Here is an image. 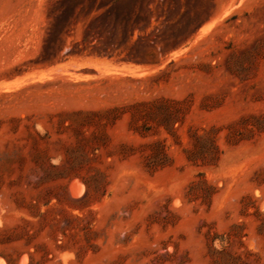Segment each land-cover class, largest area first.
<instances>
[{
	"label": "rangeland",
	"instance_id": "obj_1",
	"mask_svg": "<svg viewBox=\"0 0 264 264\" xmlns=\"http://www.w3.org/2000/svg\"><path fill=\"white\" fill-rule=\"evenodd\" d=\"M0 264H264V0H0Z\"/></svg>",
	"mask_w": 264,
	"mask_h": 264
},
{
	"label": "bare ground",
	"instance_id": "obj_2",
	"mask_svg": "<svg viewBox=\"0 0 264 264\" xmlns=\"http://www.w3.org/2000/svg\"><path fill=\"white\" fill-rule=\"evenodd\" d=\"M79 186L81 187V185L79 184ZM83 187V186H82Z\"/></svg>",
	"mask_w": 264,
	"mask_h": 264
}]
</instances>
